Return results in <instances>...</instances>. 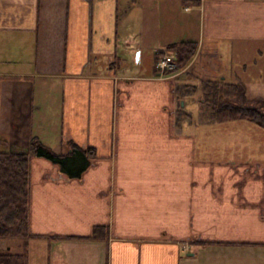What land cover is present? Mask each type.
<instances>
[{"label": "crops", "instance_id": "crops-1", "mask_svg": "<svg viewBox=\"0 0 264 264\" xmlns=\"http://www.w3.org/2000/svg\"><path fill=\"white\" fill-rule=\"evenodd\" d=\"M43 38L63 41L61 66L39 56ZM263 39L264 0H0V45L19 42L38 55L19 61L21 72H0L9 151L27 153L34 135L56 153L76 145L97 154L79 179L32 158L28 264H199V256L222 264L211 249H264V164H205L204 145L189 144L191 132L250 121L217 119L189 77L179 86L192 92L176 112L178 82L156 72L159 55L179 42L217 61ZM227 71L220 79L237 83ZM214 169L227 174L217 186ZM258 173L263 187L252 201L245 186ZM211 215L227 223L205 231ZM98 227L104 238L88 239Z\"/></svg>", "mask_w": 264, "mask_h": 264}, {"label": "rangeland", "instance_id": "rangeland-1", "mask_svg": "<svg viewBox=\"0 0 264 264\" xmlns=\"http://www.w3.org/2000/svg\"><path fill=\"white\" fill-rule=\"evenodd\" d=\"M173 19H177V15H172ZM47 18L44 21V28L48 29L49 22L47 24ZM61 33V32H60ZM43 34V33H41ZM45 42V43H44ZM6 45H0V72H21L22 68L20 64H17L21 60L26 59H33L35 62L38 59V55L34 53L32 56L33 50L30 47H27L25 50L21 49V44L19 42L15 41H5ZM23 43V41H22ZM41 46V48H40ZM39 46V56L43 58L45 57H52L54 56L55 66H60L63 64V41L62 40H56V41H45V39H42L41 45ZM3 48V50H2ZM62 51V52H61ZM237 53H235V56H230L229 53L219 57L217 61H212L211 56H208V58L204 57L203 55L196 56L192 59V61L182 69H175L173 73H166L162 72L158 67V62L164 58V56L161 54L159 55L158 60H156V72L162 77H168L172 76L171 79L177 80V86L175 84V87H177V97L178 102L175 104V107L177 109L176 112H179L182 110L180 108V101L182 98V95L191 93L192 89L189 87H183L179 86L181 85V82L185 80V78L189 77L191 80L188 83H195L199 82L201 84V88L198 91H194V94L197 96L207 97L206 95V84L210 82L207 79H211V77L207 76L209 75H215L218 81H220V76H228L230 73L227 71L229 67H231L233 70H235L234 76L235 80L234 82H239L245 85L247 96L250 100L256 99V98H262L264 100V39L263 41H252V44L245 49V53H240V49L238 48ZM61 52V54H60ZM31 53V55H30ZM166 53H168L170 56H176L177 54L174 50L167 49ZM55 55H57V58H55ZM198 57V58H197ZM11 60L13 62H11ZM6 62V64L4 63ZM167 62V61H166ZM28 70L35 71V69L31 66H27ZM50 69V67L46 69H41L42 71H47ZM214 77V78H215ZM170 78V77H168ZM188 78V80H189ZM224 82H228L227 79L222 80ZM203 91V93H202ZM185 107V106H184ZM222 119V118H221ZM222 128V127H221ZM223 128L230 131H217V129L210 130V131H195L191 132L193 134H196L197 136H193V139L189 142V144L197 143L198 145H204V152H201V155L205 158L204 163L210 161L211 159L213 162H221L225 166L228 165L229 160H233L236 163H239L240 161H245L249 164H260L263 166L264 164V129L259 128L257 125H254L251 122H241L239 124H235L234 126L226 127L223 126ZM228 128V129H227ZM3 132L0 131V151H9L8 142L6 141L5 137H3ZM6 132V131H5ZM160 131H157L158 133ZM189 133V134H191ZM160 135V134H159ZM176 135H174L175 137ZM36 138L34 135L31 137L30 142L32 138ZM158 137V136H157ZM160 137V136H159ZM6 142V144H5ZM173 144V142H172ZM4 145V146H3ZM30 145V144H29ZM189 149V147H188ZM193 149V148H192ZM10 152V151H9ZM28 153V152H27ZM188 153L195 155V152L188 151ZM231 162V161H230ZM229 162V164H230ZM191 163V161H190ZM200 164H197V166ZM231 165V164H230ZM255 167V166H251ZM88 169V168H87ZM201 169H198V172H200ZM211 168L209 167L208 170L204 167V174L208 177L211 176L212 173H210ZM194 168L187 166L185 169L186 175H194L193 174ZM215 183L220 185V177H226L227 174L224 170H215ZM227 184V182H225ZM249 185L248 187L245 186V191H249L250 196L252 198V201L255 200L254 195H257L258 191L262 189L263 187V176L261 173H258V180L254 183H246ZM223 185V184H222ZM241 185L243 187V184L237 183V186ZM211 185L209 186V188ZM226 187V185H225ZM247 193V194H249ZM240 196V194H239ZM204 199H209V193L205 189L204 193ZM246 206V205H245ZM29 212H30V205H29ZM153 213H150V216L153 218ZM157 215H154L156 217ZM247 215L237 217L239 219H248L250 218L252 225L258 227L259 222L258 219L251 215L249 217H246ZM198 217V216H197ZM206 220L209 218L211 219V223H205L201 222L203 224V227L205 228V231L211 232L213 229V223H216L215 226L220 227L222 224L227 223V221L221 222L223 219L222 215H215V216H206ZM198 223H199V217ZM215 219V221H213ZM26 239H3L0 241V249L4 252H18L22 251L23 253L25 251L26 245L24 242H28ZM260 252V253H259ZM211 253H219L216 255V257H219V262L222 264H264V249L262 250H251L246 249L245 251L243 249H211ZM206 256V254H205ZM202 256H199V264H204L200 258ZM211 257V258H210ZM205 257L207 263H212V256Z\"/></svg>", "mask_w": 264, "mask_h": 264}, {"label": "trees", "instance_id": "trees-1", "mask_svg": "<svg viewBox=\"0 0 264 264\" xmlns=\"http://www.w3.org/2000/svg\"><path fill=\"white\" fill-rule=\"evenodd\" d=\"M169 48L177 54L176 69L187 66L197 53V43L191 41L179 42ZM206 86L205 99L207 105L214 108L217 119L243 118L264 129V100H250L244 84L220 80L210 81ZM70 146V152L56 153L40 139L33 137L28 153L0 151V241L28 240L31 237L29 205L32 158H45L58 165L61 172L70 178L79 179L97 157L94 149ZM105 232L104 227H98L88 239H103ZM24 243L26 248L23 253L4 252L0 249V264H28V244Z\"/></svg>", "mask_w": 264, "mask_h": 264}, {"label": "built area", "instance_id": "built-area-1", "mask_svg": "<svg viewBox=\"0 0 264 264\" xmlns=\"http://www.w3.org/2000/svg\"><path fill=\"white\" fill-rule=\"evenodd\" d=\"M167 61V62H166ZM158 68L161 71H173L176 68L174 56L166 55L163 59L158 62Z\"/></svg>", "mask_w": 264, "mask_h": 264}]
</instances>
